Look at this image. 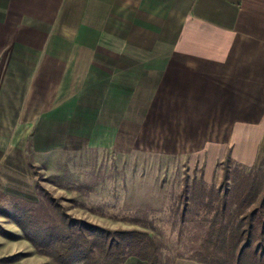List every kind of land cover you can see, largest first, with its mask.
Listing matches in <instances>:
<instances>
[{
    "label": "crops",
    "instance_id": "crops-1",
    "mask_svg": "<svg viewBox=\"0 0 264 264\" xmlns=\"http://www.w3.org/2000/svg\"><path fill=\"white\" fill-rule=\"evenodd\" d=\"M170 65L172 91L206 89L210 131L227 125L226 140L248 146L256 136L235 132L242 116L231 108L250 116L249 106L264 130V0H0V205L34 191L30 149L113 145L117 95L132 97ZM254 153L246 147L245 162Z\"/></svg>",
    "mask_w": 264,
    "mask_h": 264
},
{
    "label": "rangeland",
    "instance_id": "rangeland-1",
    "mask_svg": "<svg viewBox=\"0 0 264 264\" xmlns=\"http://www.w3.org/2000/svg\"><path fill=\"white\" fill-rule=\"evenodd\" d=\"M115 53L121 59L122 53ZM171 67L156 73L152 83L132 97L117 95L120 131L110 147L58 149L42 154L41 159L27 147L31 151L25 157L31 166L34 191L25 189L26 197L5 196L0 205V264H57L27 239L18 224L25 223L24 211L29 209L32 216L51 223L56 215L51 198L75 219L116 231L148 232L159 246L160 264L192 260V253L201 245L202 232L196 226L197 216L194 221H190L192 215L187 221L181 219L180 195L186 178L196 174L217 184L224 170L221 163L227 159L257 167L264 158V137L251 106L246 109L250 116L231 108L241 111L242 116L236 118L240 123L235 132L248 129L257 137L247 140L248 146L238 139L226 140L227 125L217 124L210 131L202 101L206 89L172 91L176 81ZM246 102L253 103V99L246 98ZM246 147L256 155L245 162ZM9 158L21 166L20 156ZM5 176L2 186L9 180L10 185L15 182V175L11 179Z\"/></svg>",
    "mask_w": 264,
    "mask_h": 264
},
{
    "label": "trees",
    "instance_id": "trees-1",
    "mask_svg": "<svg viewBox=\"0 0 264 264\" xmlns=\"http://www.w3.org/2000/svg\"><path fill=\"white\" fill-rule=\"evenodd\" d=\"M222 164L217 184L196 174L185 180L181 219L197 216L202 232L190 258L200 264H264V158L257 167L233 159ZM51 203L57 215L51 223L29 209L24 211L27 225L18 224L57 264H124L132 257L160 264L159 246L148 232L100 227L67 215L54 198Z\"/></svg>",
    "mask_w": 264,
    "mask_h": 264
}]
</instances>
